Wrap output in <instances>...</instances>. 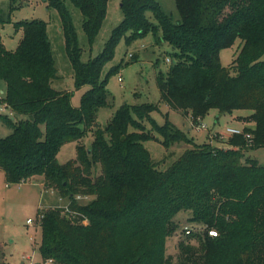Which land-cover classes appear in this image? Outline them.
Returning a JSON list of instances; mask_svg holds the SVG:
<instances>
[{
    "label": "trees",
    "instance_id": "obj_1",
    "mask_svg": "<svg viewBox=\"0 0 264 264\" xmlns=\"http://www.w3.org/2000/svg\"><path fill=\"white\" fill-rule=\"evenodd\" d=\"M18 1L8 0L9 11L19 7ZM42 1L60 15L75 87H89L80 107L72 105L70 92L52 87L58 71L45 22H16L22 36L14 51L0 42V105L11 112L0 113V122L11 130L0 138L5 183L21 185L39 177L46 190L67 200L64 206L38 208L42 261L264 264V165L246 155L264 148V0H174L177 21L157 0H122L123 20L88 62L82 61L66 2L81 12L92 46L109 0ZM9 21L0 13V25ZM149 35L156 45L174 49L167 72L156 76L160 103L122 105L105 127L98 126V112L109 105L108 80L121 67L102 77L116 46L122 38L131 46ZM237 42L232 64L223 66L221 52ZM161 104L195 123L211 110L219 116L249 111L241 118L253 124L244 128L251 139L235 135L227 148L197 143L168 121L157 123L152 113ZM17 115L27 119L16 120ZM88 134L94 138L89 147L83 144ZM148 141L167 150L190 148L161 171L162 164L144 146ZM70 142H77V157L61 164L57 156ZM79 197H88L87 202ZM181 211L191 212L194 225L219 234L211 238L197 230L185 235L174 262L166 244L179 228Z\"/></svg>",
    "mask_w": 264,
    "mask_h": 264
},
{
    "label": "rangeland",
    "instance_id": "obj_2",
    "mask_svg": "<svg viewBox=\"0 0 264 264\" xmlns=\"http://www.w3.org/2000/svg\"><path fill=\"white\" fill-rule=\"evenodd\" d=\"M163 10L167 14H171L174 20L179 19L174 0H157ZM67 8L71 12L73 23L76 28L80 47L82 49V61L88 62L90 59L100 54L113 30L123 20L121 10L122 0H109L107 16L100 30L95 43L89 46L87 37L82 28L83 16L81 12L69 1L66 2ZM16 9L9 11L8 0H0V13L5 17L8 15L10 21L0 25V42L7 50L14 51L21 39L22 32L15 27V23L19 21L41 20L46 23V30L49 41L52 44V51L56 60L58 71V79L53 81L52 87L57 91H68L72 94L71 103L74 107H80L83 94L89 89L88 86L82 88L75 87L74 71L70 64L65 49V38L62 32L61 18L57 10L47 8L42 0H19ZM238 42L231 48L221 52V63L225 67H229L238 49ZM174 49L162 43L156 45L154 37L149 35L143 40H138L131 46H127L125 39H120L115 49L113 59L105 66L102 77L105 78L107 73L113 68L121 66L117 69V73L110 76L108 80V102L109 105L100 109L97 115V123L100 127H105L114 113L122 105H137L144 103H160L161 95L157 86V73L167 72L170 63L167 58ZM132 54L133 58H129ZM119 76L122 82L119 81ZM4 88V83L0 82V91ZM0 107H2L0 105ZM216 112V111H214ZM3 113V112H0ZM8 115V112L3 115ZM250 114L249 111H238L233 115L236 116L238 126H224L217 129L220 132L227 128H236L244 130V122H248L245 118ZM231 115V116H233ZM227 116V115H226ZM241 116V117H240ZM152 117L158 124L163 125L166 121L174 125L177 129L184 131L190 137L194 138L197 143H211L214 146L227 148V141L230 138L214 137L213 132L196 131L190 124V117H184L182 113L169 109L166 105L161 104L158 111L152 113ZM25 120L27 116L17 115L16 120ZM204 123V120L203 122ZM208 126V125H207ZM250 127V126H249ZM209 128V126H208ZM213 129V128H212ZM212 129H208L212 130ZM214 131L215 128H214ZM11 133L5 125L0 122V138H4ZM208 137L204 139L205 136ZM212 135V137L210 136ZM158 138L159 136L156 135ZM92 134H88L83 144L87 147L93 141ZM144 146L151 153L152 159L159 163L160 170L165 171L171 164L177 160L183 152L190 148L187 145L175 146L167 150L157 141H148ZM77 142L65 144L57 158L59 163L65 164L77 157ZM231 149L236 150L233 146ZM173 157H172V154ZM248 157L258 159L264 165V148L250 150L246 152ZM100 173L98 169L96 175ZM42 178L31 179L30 182L21 185L7 186L4 174L0 170V262L4 264H45L38 253V244L40 241V228L38 221L39 207L64 206L67 200L63 199L60 194L52 190H46L42 183ZM87 198L79 197L80 202H87ZM190 211H181L177 215L179 228L168 238L166 244L167 255L176 261L179 253L178 244L183 240H187L183 227L186 225H194L189 221ZM202 235L206 234V228H196ZM216 229V228H215ZM217 230V229H216ZM196 231V230H195ZM218 231V230H217ZM194 243L195 241L192 240Z\"/></svg>",
    "mask_w": 264,
    "mask_h": 264
},
{
    "label": "built area",
    "instance_id": "obj_3",
    "mask_svg": "<svg viewBox=\"0 0 264 264\" xmlns=\"http://www.w3.org/2000/svg\"><path fill=\"white\" fill-rule=\"evenodd\" d=\"M129 58H133V55L130 54ZM167 62L170 63L171 60L169 58H167ZM119 81L122 82L121 76H119ZM0 112H3V113H5V112L7 113L8 112V115H11V112H9V110H7L5 108V106L0 107ZM189 121H190V124H191L192 128H194L196 131H200V132L206 131V132H209V133L213 132L214 133L213 134L214 137H219V138L223 139L224 137L225 138H230V137H233L235 135H244L247 139H251V135L250 134H245L244 130H241V129H236V128H230L229 127V128H227L226 130H224L222 132H220L219 130H216V131H214V130L210 131L209 130L208 131L209 128H208V126H207V124L205 122L202 123L203 120H199L198 123H195V122H193V120L190 117ZM210 136L212 137V135H210ZM196 228H203V227H201V226H193V225H186V226L183 227V231L185 232L186 235H189L192 232H195V230L197 231ZM206 231L208 232L209 237H211V238H217L218 237L219 233H218V231L215 228H208Z\"/></svg>",
    "mask_w": 264,
    "mask_h": 264
},
{
    "label": "crops",
    "instance_id": "obj_4",
    "mask_svg": "<svg viewBox=\"0 0 264 264\" xmlns=\"http://www.w3.org/2000/svg\"><path fill=\"white\" fill-rule=\"evenodd\" d=\"M3 90H4V88L1 89L0 95L3 94ZM1 106L3 107V105H1ZM214 111H216V110H211L210 113L208 114V116L204 119V122L209 126V128L210 129L213 128L210 131H213L214 128H215V130H217V129H222L224 126H228V125L238 126L240 124L238 121H236V116L235 115H233V116H231V115L219 116L217 114V111L216 112H214ZM177 112H179V111H177ZM183 116L187 117V115H183ZM244 117H245V115H244ZM249 126L251 127V125L249 123H247V125H246V123L244 122V128L245 127H249ZM206 135L207 136H205L204 139H206L208 137V134H206ZM36 178H39V177H36ZM33 179H35V178H33ZM40 184L43 185V181Z\"/></svg>",
    "mask_w": 264,
    "mask_h": 264
}]
</instances>
